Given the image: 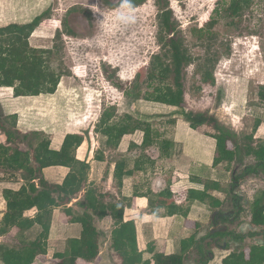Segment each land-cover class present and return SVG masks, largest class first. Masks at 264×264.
Here are the masks:
<instances>
[{"label":"rangeland","instance_id":"374dc122","mask_svg":"<svg viewBox=\"0 0 264 264\" xmlns=\"http://www.w3.org/2000/svg\"><path fill=\"white\" fill-rule=\"evenodd\" d=\"M169 1L185 35V41L180 44L184 62L179 72L187 90L184 109L129 99L114 84L117 81L123 85L130 83L137 74L145 79L149 71L169 79L177 76L171 44L169 41L160 44L157 38L160 9L156 0H147L136 8H131L126 0H109L110 4L104 0H0V27L11 23H30L42 15L30 43L34 47L52 49L54 52L46 55L45 61L65 73L55 95L42 94L27 102L21 100L24 96L14 88L1 86L3 108L7 113L19 112L18 127L21 126L23 131H30L27 129L30 127L31 131L48 136L51 128L55 131L63 127L92 130L98 125L104 111L114 106L119 111L118 114L116 112L118 118L131 111L135 117L152 122L160 130L173 127L170 121L175 116L181 117L184 111L202 112L217 117L237 133L239 143L263 140L264 130L259 131V127L264 121V101L260 98L261 87L264 86V0H254L250 8L240 5L233 20L223 18L220 22L213 18V13L222 0ZM121 17H133L134 22L127 23ZM193 27L210 29L213 35L198 41L192 37ZM206 48L217 49L221 53L215 68V85L202 83L196 73V63H193L194 57L204 53ZM258 121H261L260 125ZM28 123L31 126H27ZM198 130L208 136L216 133L209 125H203ZM228 142L231 143L230 140ZM250 163L253 164V160L245 158L244 162L237 160L225 165L227 170L230 169V177L225 168L223 174L228 178L230 190L233 173L240 172ZM7 173L10 171L0 167V179H4ZM239 185L234 192L246 194L247 199H243L246 201L244 211L239 222L229 220L226 226L228 231H236L244 239L232 237L234 240H231V236H218V244L202 243L203 249L218 252V259L223 252L217 246L221 248L228 243L232 247L230 250L236 252V249L240 251L257 241H264L263 234L248 236L254 228L244 226V223H250V202L256 193L264 190V173L251 174ZM232 194L229 192L226 195V213L234 210ZM211 225L208 214L199 229L209 232ZM256 229L260 231L261 228ZM11 231L13 226L3 217L1 219L0 212V248L3 245L24 244L22 238L15 240L13 236L5 234ZM227 250L226 253L230 251ZM199 258V249L193 244L187 253L186 263L198 262ZM210 260L209 256L206 264L219 262ZM0 264H4L1 259ZM93 264L102 263L96 261Z\"/></svg>","mask_w":264,"mask_h":264},{"label":"trees","instance_id":"16d2710c","mask_svg":"<svg viewBox=\"0 0 264 264\" xmlns=\"http://www.w3.org/2000/svg\"><path fill=\"white\" fill-rule=\"evenodd\" d=\"M146 1L126 0V3L131 8H136ZM104 2L108 4L109 0H104ZM253 2L254 0H239L236 3L230 2V0H222L214 9L213 18L219 22L223 18L233 20L234 14L241 6L250 8ZM156 3L160 9L157 15L159 28L157 38L160 44L167 41L171 44L176 61L174 72L177 76L174 79H169L164 75L149 71L145 79H142L141 74H137L130 83L123 85L122 82L117 81L114 84L129 99L145 100L184 109L187 90L185 82L179 77V72L184 62L180 44L185 41V35L174 17L170 1L156 0ZM41 18L42 15L35 17L30 23H11L0 27V87H12L23 96H40L53 94L57 91L65 73L45 61L46 55H51L54 51L34 47L30 43V37L40 25ZM191 33L192 37L198 41L209 39L213 35L210 29L203 27H193ZM220 58L221 53L212 48H206L204 53L194 57L193 63H196V73L200 76L202 83L215 85V68ZM260 98L264 101V86L261 87ZM116 112L117 108L114 106L107 108L96 126L97 132L108 137L109 148L117 147L126 134H133L137 130H141L144 132V139L140 146L143 150H146L154 139H162L164 156H168L172 141L166 137V131H161L152 122L135 116L129 117L128 123H121V117L118 118ZM183 115L194 129L203 125H209L215 129L216 133L212 135L217 139L215 165L224 161L229 165L237 160L244 162L245 158L253 160V164H248L243 170L236 171L232 175L230 194L233 193L232 202L236 212L234 220L239 222L244 207L240 203L241 197L234 191L251 174L264 173V140L258 143L249 141L242 144L238 141V134L213 115L192 111H184ZM18 120V114L7 113L0 101V167L10 171L12 175L18 173L24 181L19 190L6 188L3 191L7 205L5 221L20 230L32 228L35 222L26 218L24 214L36 205L41 195L50 198L55 206H64L86 189L85 196L77 202L79 206L85 209L86 222L83 225L81 237L71 241L69 257L61 259L57 264H77L78 259L87 262L96 260L108 236L107 232L99 229L95 222V215L98 214L101 217L100 211L102 210H108L115 220V225L119 226L113 237V248L120 256V264H149L143 263L142 253L138 249L135 222L124 220V206L113 203L104 204L100 199L102 194L87 189V175L90 165L79 161L76 157L77 149L83 143L84 137L69 133L65 137L62 148L54 150L50 147L51 139L48 135L37 131L23 132L18 128ZM259 122L261 123V121H258L260 125ZM49 166H67L70 168L63 184H53L45 179L43 169ZM120 166L118 167L122 178L124 171ZM189 196L202 202H206L210 198L211 205L215 208L224 204L206 192L199 193L192 190L189 191ZM248 211L250 224L253 227L261 228L260 231H251L250 236L264 235V190L255 194ZM217 213L224 214V211L219 210ZM51 219L52 212L48 226L38 233L33 242L15 246L3 245L0 248V259L4 264H33L39 256L47 254ZM229 220L225 217L222 218L223 222ZM225 235H230L235 239H244V236L236 231L217 234V236ZM195 246L199 252L203 250L200 241H197ZM221 248L232 249L229 244H225ZM149 249L151 252L153 251L152 246H149ZM186 256L187 254L166 255L165 253H156L153 257V263L187 264ZM225 264H264V241L263 243L257 241L254 245L240 251L236 249V252L225 261Z\"/></svg>","mask_w":264,"mask_h":264},{"label":"crops","instance_id":"0c3cea01","mask_svg":"<svg viewBox=\"0 0 264 264\" xmlns=\"http://www.w3.org/2000/svg\"><path fill=\"white\" fill-rule=\"evenodd\" d=\"M32 97L35 96H24L21 100L27 102L26 100H31ZM9 112L20 116L18 111ZM180 115L181 117L175 116L173 121H170L173 127L167 126L161 130H166V137L172 141L168 156H164L162 139H154L151 145L143 150L140 146L144 132L141 130L126 134L117 147L110 148L107 143L108 137L95 131L96 125L89 131L82 127L73 129L63 127L58 131L51 128L49 132L50 147L54 150L62 148L69 133L84 137L83 143L77 149L76 157L90 165L87 189L102 194V197L98 196L104 204L124 206V220L135 222L137 246L142 253L143 263L154 264L153 257L156 253L187 254L193 244L202 237L201 233H204V230L199 227L205 222L206 216L209 214L212 221L215 212L224 211L227 203L225 199L230 192L228 178L223 175L226 171L230 177V171L225 168L228 163L224 161L218 165L214 164L217 139L192 128L185 116ZM133 116H135L133 112L126 111L121 123H128L129 117ZM28 125L31 126L29 123ZM18 128L23 131L21 126ZM27 129L32 130L30 127ZM260 130L261 132L264 130V121L259 127ZM262 139L264 140V136ZM119 165L124 171L122 178ZM69 172L70 168L67 166H49L43 169L45 179L53 184H63ZM7 174L4 179H0L1 219L5 218L7 211L4 189L19 190L24 184L18 173ZM192 190L206 192L224 204L215 208L211 205L210 198L206 202L191 198L189 191ZM85 193L86 189L64 206H55L50 198L41 195L36 205L24 214L26 218L32 219L35 225L23 230L13 226V231L6 235L13 236L15 240L22 238L21 242L29 244L36 239L40 231L46 229L52 212L48 252L39 256L33 264H57L61 259H67L71 241L81 237L86 222L85 209L77 204ZM100 215L102 216L95 215V222L99 229L107 232L106 242L96 260L87 262L78 259L77 264H93L96 261L102 264L121 263L118 252L113 248V237L119 226L115 225V220L108 210L100 211ZM199 235L201 236L198 238ZM149 246H152V252ZM217 249L223 252L222 256L218 259V252H214L210 260L213 262L218 260L217 264H225V261L234 254L230 249L228 253L227 249L219 247Z\"/></svg>","mask_w":264,"mask_h":264},{"label":"flooded vegetation","instance_id":"af4514ba","mask_svg":"<svg viewBox=\"0 0 264 264\" xmlns=\"http://www.w3.org/2000/svg\"><path fill=\"white\" fill-rule=\"evenodd\" d=\"M235 193H237V192H235ZM239 194H240L239 196L241 197L240 203L243 206V204L246 203V201H244L243 199H247L246 198L247 196L243 192H241ZM231 212L233 214L232 213H229V212H227V213L224 212V214H218L217 212H215V214L212 216V221H211L212 222V225L210 227V231L207 232V230L204 229V233L202 234V237H200L197 241H200V244L206 243V242H209V241L210 242H213L215 244H218V242H219L218 240L219 239H218L217 234H223V233L229 232L228 231V228H226V229L224 228V226L226 225V223H229V222H223L222 221V218L225 217V218H228L231 221H233L236 212H235V210H232ZM244 226H250L251 228H254L253 231H257V229L255 227H253L250 223H247L246 222V223H244ZM248 236H250V234H248ZM223 238H230V235H225ZM233 238L231 236V240ZM260 243H263V241H261ZM225 244H228V243H225ZM212 254L213 253L209 252L208 250L203 249L201 252H199V256H200L199 261L198 262H193L191 264H206L209 261V256L212 257Z\"/></svg>","mask_w":264,"mask_h":264},{"label":"clouds","instance_id":"9594fccd","mask_svg":"<svg viewBox=\"0 0 264 264\" xmlns=\"http://www.w3.org/2000/svg\"><path fill=\"white\" fill-rule=\"evenodd\" d=\"M125 22L130 23V22H134V18L133 17H121Z\"/></svg>","mask_w":264,"mask_h":264},{"label":"water","instance_id":"95a60500","mask_svg":"<svg viewBox=\"0 0 264 264\" xmlns=\"http://www.w3.org/2000/svg\"><path fill=\"white\" fill-rule=\"evenodd\" d=\"M224 228L226 229V228H227V226L225 225V226H224ZM201 234H203V233H201ZM200 236H201V235H199V236H198V238H199ZM212 257H213V254H212Z\"/></svg>","mask_w":264,"mask_h":264}]
</instances>
